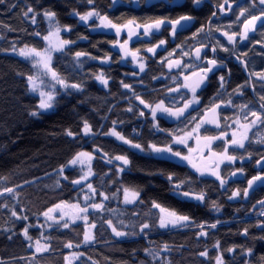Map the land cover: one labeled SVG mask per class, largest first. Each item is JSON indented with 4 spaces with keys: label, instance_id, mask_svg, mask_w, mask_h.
I'll use <instances>...</instances> for the list:
<instances>
[{
    "label": "trees",
    "instance_id": "trees-1",
    "mask_svg": "<svg viewBox=\"0 0 264 264\" xmlns=\"http://www.w3.org/2000/svg\"><path fill=\"white\" fill-rule=\"evenodd\" d=\"M29 7L33 12L25 16ZM160 8H146L145 0H5L0 4V264H66L71 252L83 253L75 264H216L218 255L223 264H264V209L254 207L260 192L247 201L242 197L249 176L241 184L231 183L227 179L236 168L228 165L220 173L226 182L221 185L219 180L203 176L185 164L141 154L104 134L115 130L144 150L155 145L185 152L174 141L197 124L200 113L185 114L176 121L163 117L154 120L140 100L150 106L162 102L178 110L182 100L170 92L178 77L168 71V65L170 61L190 63L194 52L189 44L191 35L180 34L174 40L160 33L130 42L129 49L145 61V69L139 74L124 63L116 50L115 32H93L96 22L89 26L80 22V15L96 12L117 26L129 25V21L144 26L162 17ZM49 10L56 13L52 22L44 15ZM172 11L168 15L190 12L189 3ZM195 16L196 24L206 22L210 16L208 5ZM57 26L64 31L62 39L71 43L54 55L52 67L66 82L80 84L81 89L68 88L58 95L53 111L34 117L30 112L36 110L39 97L31 91L27 77L35 74V68L14 53L25 45L43 50L46 44L42 36ZM65 27L71 30H63ZM238 27H234L235 31ZM123 40L126 39L122 37L120 41ZM221 44L223 49H229ZM246 45L247 50L240 54L251 50L249 72L264 73V29L249 37ZM76 52L86 55L77 60ZM101 73L108 80L107 86L95 78ZM235 75L242 79V73L237 71ZM205 94L204 99H208ZM256 96L264 103L261 88ZM84 121L98 134L83 135ZM67 130L76 133L75 138L66 135ZM249 147H257L244 152L253 161L251 164L264 156L257 142H250ZM79 152L94 155L93 176L86 184L72 183L80 179L82 171L68 168ZM120 155L129 160L123 171L105 161ZM177 184L181 185L180 192L187 191L191 196L203 193L204 199L181 197ZM7 188L14 191L8 193ZM124 189L139 193L135 203H125ZM237 190L239 200L233 197ZM85 197H89L87 202ZM62 202L84 203L83 206L101 203L103 208L89 213L88 223H68L65 228V222L52 223L43 217L49 208ZM153 202L189 216L190 221L175 229L160 228V209L152 207ZM13 210L27 220L14 217ZM109 220L128 235L117 237ZM93 223L94 240L85 244L84 233ZM144 223L150 227L141 232ZM211 224L216 227H209ZM25 226H30L33 242L22 235ZM202 230L207 236L200 235ZM35 240L48 245L49 250L37 253ZM217 242L219 248L215 246ZM69 243L71 248L65 246ZM165 245L168 251L162 250ZM204 251L207 257L199 255Z\"/></svg>",
    "mask_w": 264,
    "mask_h": 264
},
{
    "label": "flooded vegetation",
    "instance_id": "flooded-vegetation-1",
    "mask_svg": "<svg viewBox=\"0 0 264 264\" xmlns=\"http://www.w3.org/2000/svg\"><path fill=\"white\" fill-rule=\"evenodd\" d=\"M168 1L171 3L172 0ZM187 3H189L190 12L168 15V12H174L172 11V9L179 8L180 6L186 5ZM253 3L254 0H248V2L245 0H228V3H225V0H201L199 4H196L195 0H184V2H181L174 7L163 2L151 6L158 8L161 7L159 10H161L160 12L162 14V17H156L155 20L163 19L165 21H175L184 15L191 16L193 18L191 19V25L189 28H185L179 31L178 27L175 26V32H173V26L170 28L166 27L156 34L167 33L171 36V39L174 40L180 34L191 35V39L189 40L190 42L188 41L189 44H191L194 48L191 61L189 64H187L182 60L180 61L178 66L174 64L175 67H173L172 69L175 70L172 71H174L173 75L178 77V81L176 86H172L173 88H171L170 92L174 96H179L182 100L181 104H179L180 107H177V109L183 108L186 103L192 101L195 97V99L198 100V103H192L187 108L186 114L194 116L200 113L198 120L205 114V112L212 109L214 106H224V109L219 111V121L221 124L220 130H212L204 127L201 128V132L206 131V134L208 136H216L219 133L223 132L231 122L244 125L246 123H249L251 120H254L255 117H252L249 114V110L256 111L258 114L264 113V109L261 108L262 102L258 101L256 96V93L260 88L262 89V93L264 92V80L260 79L257 75L250 73L248 70V59L251 58V50L246 52L247 55L240 54L242 50H247L246 44L249 37L264 29L263 25L256 31L248 34L247 39L241 40L240 34L242 33V26L244 24V21L251 18V16H248V13L251 15H259L261 10L264 9V5H260L258 0L255 1V6H253ZM205 5H208L210 10L209 19L206 22L202 21L196 24L195 15ZM242 9H247V11L244 12V15H240ZM237 25L239 26L238 31H235L234 27H237ZM224 33H227L228 35L235 34L234 42L230 43L228 40V35H224ZM193 42H195V44ZM222 42L226 45V47L229 48L227 51L223 49L224 46L221 44ZM221 45L223 46L222 48H220ZM197 49H199V54H197ZM220 50H222V52ZM210 60H215L216 65L213 66L212 64H209L208 61ZM239 61L246 64L247 70L250 74L249 77L245 74L244 68L241 64H239ZM205 69H211V71L206 72L204 71ZM237 71L242 73L241 80L240 78L238 79V77L236 78L235 74ZM196 72L200 73L199 81L201 80V77H204L203 81L199 83L198 87H196L195 83H188L185 79V77L189 78ZM221 77H223V80H221ZM237 83H240L238 87ZM185 84H187L188 87H184L183 85ZM193 88H195V92H193ZM205 92L208 93V99H204V96L206 95ZM243 105H248V108H243ZM246 114L248 116L247 120L245 119ZM245 131L246 129L244 128V131H241V134ZM247 134L250 139L249 141H245L244 149H231L230 144L227 143L226 140H224L222 144L219 143L218 146H222L220 149L218 148V146V150L214 149L217 152H221L227 149L228 153L231 155H236V153H238V160L236 159L232 163L230 161H226L228 162V164L230 163V165H234L236 168L233 170V173H235V175L231 173L227 180L231 183L235 181L241 184L249 176L245 184V188L248 181L252 177L257 175L264 176V169H256V163L260 159L264 158V156H261L257 161L251 164L250 162L252 160L250 156L246 158L244 155V152H246L247 149L250 148V142L255 145L256 141L264 137V124H260L258 122L256 126L252 127L251 130H248ZM239 136L240 134H238L237 137ZM254 136L255 140L253 139ZM256 136L260 138L256 139ZM231 139L232 138H229L228 140L231 141ZM258 144L262 146L261 149L264 153V143ZM178 147L184 149L185 154L183 153V155L186 156V149L182 146ZM250 149H257V147H252ZM200 154L206 155V152L203 153V151L197 148L193 149L190 154L187 155L193 160L200 157L201 160L197 161L196 163L202 164L206 159H208V157H204ZM210 166L214 167V163H211ZM245 188L243 189V191L245 190ZM258 192H260V194H256ZM263 193L264 188H259L255 192H253L248 200L256 194V196H260V198L258 199L259 201H261L264 199ZM240 196L241 194L236 196L238 200L240 199Z\"/></svg>",
    "mask_w": 264,
    "mask_h": 264
},
{
    "label": "snow or ice",
    "instance_id": "snow-or-ice-1",
    "mask_svg": "<svg viewBox=\"0 0 264 264\" xmlns=\"http://www.w3.org/2000/svg\"><path fill=\"white\" fill-rule=\"evenodd\" d=\"M5 2V0H0V4H3ZM89 2L91 3L92 0H89ZM201 2V0H195L196 4H199ZM260 5H264V0H258ZM225 3H228V0H225ZM14 6V5H13ZM253 6H255V0L253 3ZM247 11V9H242L240 15H244V12ZM33 12V9L31 7H29L27 9V12L24 13L25 16L28 15V13ZM77 15H79L78 13H76ZM45 17L52 22L53 20H55L56 17V13L53 11H46L44 13ZM92 16H99V13L96 12H88L84 15H80V20L87 22L89 20L90 17ZM262 18H264V9L261 10L259 15H252L250 19H247L244 21V31L240 34L241 40L247 39L248 38V32L253 31L255 29V25L257 21H262V23H264V20H262ZM100 19L102 21H107V23L105 24L106 27H112L116 29L117 35H119L120 30H121V26H117L116 24H113L110 20H108V17L103 16L100 17ZM191 19H193L191 16H181L179 19L172 21L169 20L167 21L168 23L173 25V32H175V25L179 24L181 21H190ZM33 22H35V18L33 17ZM134 21H129L128 24H133ZM165 20L163 19H158L155 20L154 22L150 23V24H146L144 25L145 28V34L148 33L149 29L152 28H156L158 29L160 27V25L164 24ZM123 27H127V25H124ZM137 27H139V25H137ZM63 30L65 31H70L71 29L68 27H65ZM61 28L59 26H57L55 28V31H49L47 35L42 36V39L44 41L47 42V47H45L42 51L38 50L35 47H28L27 45H25L24 48H21L19 50V55L28 58V59H32L33 61V67L34 68H38L40 70L38 75H28L27 80L29 85L31 86V91L32 92H38L39 94V103L36 106V110H33L30 112L31 116L34 117H39L42 113L47 112L52 110L55 106H56V96L58 95L57 91L54 88H51V90H41L39 88V86L37 85V80H41V83H43V80L41 79V77H47L50 76L51 80L55 82V84H59L60 86H62L63 88H72V89H76V90H80L81 89V85L77 84V83H68L66 82V80L64 78H62L52 67V52L53 51H59V52H63L64 51V46L68 45L69 43H71L69 40L66 39H61L60 38V33ZM37 35H39V33H37ZM224 35H228L227 33H224ZM228 40L230 43L234 42L235 40V34L233 35H228ZM161 44L164 43V41H160ZM264 46V45H262ZM121 47H123V45H121ZM225 51H227V49H224ZM149 51H154V49H149ZM197 54H199V49H197ZM86 55L83 52H76L75 53V57L77 58V60H79V58L81 56ZM134 55V54H133ZM245 55H247V53H245ZM177 66L179 65L180 61H175L174 62ZM209 64H212L213 66L216 65V61L215 60H210L208 61ZM140 71H144V65L140 64ZM204 71H211V69H205ZM254 75H257L260 79L264 80V74L261 73H254ZM97 80H99L102 84H104L105 86H107L108 84V80L105 79L103 73L97 75L95 77ZM185 79H189L188 77H185ZM204 77H201V80L197 82L196 87L199 86V83H201L203 81ZM221 80H223V77H221ZM125 88H130V85L124 84L123 85ZM184 87H188L187 84L183 85ZM48 87V86H46ZM193 92H195V88L192 89ZM137 99H139V97H137ZM260 99L262 101H264V96H261ZM140 103L144 105L145 108H150L151 109V114L153 119H156V113L157 111H161V112H165L168 113L169 115H173V116H179V115H183L185 109H187L192 103H198V100L195 99V97L193 98L192 101H189L188 103H186L184 105L183 108L178 109L176 112H172L169 108L164 107L163 103H158L155 105V107H151L148 103H146L144 100H140ZM243 108H248V105H243ZM261 108L264 109V103L261 104ZM132 109L129 108L128 111H131ZM211 111H215V109H211ZM249 114L252 117H255L254 120H251L249 123H246L244 125H242L243 128L246 129L245 132H243L239 137H237V134L235 132H233V138L231 139V141H229L228 143L231 146H235L241 149L245 148V141H249V136H248V130H251L252 127L256 126L257 123L259 122L260 124H264V113L258 114L256 111H251L249 110ZM140 115L143 116L144 113L141 111ZM248 116L246 114L245 119L247 120ZM115 123V122H114ZM200 125H197V128H199ZM160 130V129H158ZM82 132L83 135L85 136H94L97 135L98 133H93L91 125L87 122L84 121L83 122V127H82ZM105 135H112L115 136L117 139L121 140L123 143L125 144H130L131 147L133 148H137L141 151H143L144 149L142 148V146L138 143H132L130 140L126 139L124 136H122L119 132L113 130L110 133H104ZM66 135L71 136L73 138H75V136L77 135L76 133H73L71 130H67L66 131ZM190 135V133H189ZM217 137H204L205 140L211 141L216 139ZM222 138V137H220ZM258 143H264V137H262L261 139H259L258 141H256ZM176 143H184L183 139L177 138L176 139ZM150 147L152 148V150L154 152L157 153H162V152H171L172 156H176L179 157L181 160H187L190 164H192V166L194 168H196V170L198 172H200L201 175H204L205 172H208L211 175H214L218 180H220L221 185H223L225 183V181L223 179H221V176L218 172L219 169V162L215 163V166H208V167H198L196 164H194L192 162V160L188 157V156H182L181 153L179 151H173L170 147H165V148H159L156 147L155 145H150ZM208 150L211 152V147L208 146ZM97 151H99V149H97ZM191 151V149H190ZM106 155V154H105ZM212 155L217 156L219 158L220 161L223 160H227L230 162H233L237 159L236 155H231L228 153L227 149H225L224 151L220 152V153H215L213 152ZM83 157H87V161L90 162L92 159H94V157L87 152H79L76 154V156L70 161V163L72 165H75L77 163L84 165L86 163V161L84 159H82ZM114 159L121 161L124 165H127L129 163V160L127 159L126 156L120 155V156H115ZM108 163L112 162V158H110L108 161ZM259 163V162H258ZM61 171H63V169H61ZM121 171H123V169H121ZM242 171V169H241ZM91 172V166L89 163V173ZM233 175H235V173H233ZM87 176V173L85 174V177ZM83 179V178H82ZM169 179L171 180V176H169ZM257 181H260L262 183H264V176H254L252 177V179H250L248 181V187L252 188L253 184ZM81 181L80 180H74L72 181V183L75 184H79ZM26 183H28L26 181ZM89 189L92 188V185L89 184L88 185ZM178 195H182L184 197H188L190 195L189 192L184 191V192H180L179 189L181 187V185L177 184L175 185ZM6 192L8 193H12L14 191V189L12 188H7L5 189ZM124 194H125V203H132L134 202V200L138 197L139 193L135 192V191H131L129 189H124ZM244 196L247 197L248 195V190L245 189L244 190ZM0 195H2V193H0ZM102 195V194H101ZM239 195V190H237L236 192L233 193V197L238 196ZM129 196L132 197V199H129ZM197 200H203L204 199V194L201 193L199 195H196L194 197ZM232 197H230L231 199ZM89 199V197H85V201L87 202V200ZM105 199H107V197H105ZM261 204H264V201H260ZM215 206V205H214ZM63 207H71L73 209L76 210V213L74 216H72L73 222L76 219H83L85 222L88 221V211H89V207L88 206H84L81 207L79 204H69V205H65L63 202L60 204L55 205L54 208H49L46 212L43 213V215L45 217H47L49 220L54 219L53 216L50 215V213H53L56 209H61ZM91 208L93 209H102L103 208V204H97V203H93L90 205ZM152 207L154 208H159L161 215L158 218L159 221V227L162 229H166L169 226L171 227H176L178 225L181 224H185L187 222L190 221V217L187 215H183V214H179L174 210H169L167 208L162 207L160 204L153 202ZM80 213H83L84 215H79ZM12 215L14 217H16L17 219H23V220H27L26 216H19L17 215L16 211H12ZM67 215V213L61 212L60 214V218L63 219L64 216ZM109 227L112 228L113 233L117 236V237H123L128 235L127 233L123 232V231H118L115 227L112 226V222L111 220L107 221ZM29 227L30 226H25L23 228L22 231V235L24 236V238L27 241L33 242V237L31 235H29ZM63 227L67 228L69 227V224L67 222H65L63 224ZM96 225L95 223L91 224L89 226V228H95ZM150 227V225L148 223H144L141 226L140 231L143 232L144 229H148ZM199 227L201 229L204 228V225H199ZM209 227L211 228H215L216 224H211L209 225ZM245 234H247V230H245ZM200 235L203 236H207V232L205 231H201ZM261 239H264V237H261ZM94 240V235L91 233L90 230H86L84 233V243H90ZM35 244V250L37 253L42 252V251H48L49 250V246L46 244H42L40 240H35L34 241ZM29 247H33V243H29L28 245ZM66 247L71 248L73 245L71 243L66 244ZM79 246V245H77ZM217 248H219V242H217V244L215 245ZM163 251H168V246L165 245L162 249ZM228 251H233V249H228ZM252 250L248 249L247 250V254L251 255ZM146 254L147 250H146ZM80 255H83V253H80ZM199 255L207 257L208 253L207 251L201 252L199 253ZM216 260V264H223V259L221 256H217L215 258Z\"/></svg>",
    "mask_w": 264,
    "mask_h": 264
},
{
    "label": "rangeland",
    "instance_id": "rangeland-1",
    "mask_svg": "<svg viewBox=\"0 0 264 264\" xmlns=\"http://www.w3.org/2000/svg\"><path fill=\"white\" fill-rule=\"evenodd\" d=\"M80 22H81V24L87 25V26H89L93 22H96L97 23V28L96 29H93V32H102V33L105 32V33H107V32L113 31L117 35V32H116L115 28L106 27L105 24L107 22L106 21H102L99 16H92V17L89 18V20L87 22H84V21H81V20H80ZM53 31H55V29ZM63 32L64 31L61 30L60 33H59L61 39H62L61 36H62ZM117 36H118V42H117V44H116L115 47H116V50L121 54V56H122V58L124 60V63H127L128 65H130V67L134 71H136L137 73H139V74L142 73L143 71H140L139 65L140 64H143L144 65V69H145V61H144V58L138 52L131 51L129 49V46H130V42H133L136 39L141 40V39L147 38L149 36L148 33L145 34V28H144V26L137 27V25L129 24V25H127V27H121L120 33ZM122 37H124V39H126V40L125 41L124 40L123 41H120V40H122ZM45 44H46L45 47H47V42L46 41H45ZM121 45H123V47H121ZM66 46H64V48ZM56 53H59V51H53L52 52V60H53V57H54V55ZM14 55H16L19 58H22V59L30 62L33 65L32 59H28V58H25V57L19 55V51H16L14 53ZM174 62L175 61H170L169 62V65H168V69L169 70L168 71H170V70L172 71L173 70L172 68L175 67L174 66V64H175ZM107 63H105V64H107ZM39 72H40V70L38 68H35V74L34 75H38ZM41 79L43 80V83H41V80H37V85L39 86V88L41 90L47 91V90H51V88H54L57 91L58 95H59L60 93H63V92H65L68 89V88L67 89L66 88H63L59 84H55V82L51 80V77L50 76L41 77ZM102 85H104V84H102ZM46 86H48V87H46ZM30 89H31V86H30ZM73 90H75V89H73ZM33 94H35V95H37L39 97L38 92H33ZM58 95L56 96V99L58 98ZM163 105H164V107H166L165 104H163ZM151 107H155V106H151ZM166 108H168V107H166ZM147 109L151 113V109L150 108H147ZM53 110H54V108L52 110H50V111H47V112H51ZM170 110L172 112H176V111H174L172 109H170ZM186 110L187 109H185L183 115H179V116L169 115L168 113L161 112V111L158 110L157 113H156V118H158V117H164V118H166L168 120L176 121V120H178V119H180V118H182V117L185 116V114L187 113ZM151 116H152V114H151ZM197 125L198 124H195L194 126H192L190 128V130L188 131V133H186L184 136L180 137V139H183L184 143H176V141H174V143H175V145L184 147L186 149L188 155L190 154V152L193 149H197V148L200 149L201 151H203V153L206 152V155L200 154V155H203L204 157H208V159H206L205 162L202 163V164H197L196 163L197 161H200L201 160L200 157L199 158H196L194 160L192 158H190V157L189 158L192 160V162L194 164H196L198 167H201V168L208 167V166H210L211 163H214V166H215V163L219 162L218 172L220 174L223 169H225L228 165H230V163L228 164V162H226L227 160H223L222 162H220L219 158L217 156L212 155V153L213 152L220 153V152L215 151V150H218L217 149V146L219 145V143L222 144V142L224 140H226L227 143H228L229 142L228 139L229 138H233V132H235L237 134V136H238V134L241 135V131H244V128L239 123H236L235 124L234 122H231L228 125V127L224 129L223 132L219 133L216 136H208L207 134L201 133V130L202 129H201L200 126H199V128H197ZM189 133H190V135H189ZM110 136H112V135H110ZM112 137L116 138L115 136H112ZM204 137H217V138L214 139V140L208 141V140H205ZM220 137H222V138H220ZM257 138H260V137H257L256 136V139ZM117 140H119V139H117ZM119 141H121V140H119ZM126 145L130 146L129 144H126ZM208 146L211 147V150H212L211 151V154H210V151L208 150ZM131 148L134 149L135 151L141 153V154H148V155H151V156H154V157H157V158L160 157V158H163V159H169V160H173L175 162H179V163L186 164L187 166L191 167L196 172H198L196 170V168H194L192 166V164H190L187 160H181L179 157L172 156L171 155V152L157 153V152H154L151 147L149 149L143 150V151H141V150H139L137 148H133V147H131ZM190 149H191V151H190ZM187 154H186V156H188ZM181 155L182 156H185L183 154H181ZM92 156L94 157V155H92ZM82 159H84L86 161V163L84 165H81L79 163H77L75 165H72L70 163L68 168H74V167L75 168L76 167L79 168L82 171V175H81V177L79 179L81 181L80 183L86 184V183H88L91 180V178L93 176L92 162H93L94 159H92L90 162L87 161V157H83ZM108 160H109L108 158H105L106 163H108L107 162ZM89 163H90V166H91V172L90 173H89ZM108 164L117 165V168L119 170H121V169H123V168H125L127 166V165H124L121 161L116 160V159L112 160V162L111 163H108ZM86 173H87V176L85 177V174ZM198 173H200V172H198ZM204 175H207V176H210L212 178L217 179L214 175H211L208 172H205ZM225 184H226V182L223 185H225ZM181 197L186 198V199H189V200L200 201V200L195 199L194 198L195 196H191V195H189L188 197H184V196H181ZM129 199H132V197L129 196ZM136 200H137V198L134 200V202H132L130 204L135 203ZM64 204L65 205H69V204H66V203H64ZM76 204H78V203H76ZM85 204H86L85 206H88L89 207V211H88L87 215H89V213H92L93 211L97 210V209L91 208L90 207L91 204H88V203H85ZM79 205L81 207H84L83 206L84 203H83V205L82 204H79ZM61 212L67 213V215H65L63 219L60 218ZM75 214H77L75 209H73L71 207H63L61 209H56L53 213H50V215L53 216L54 219L49 220L47 217H45V216H43V217L46 220L52 221V223H56V222H58V223H60V222H67V223H69L71 225L78 224V223H84V224L88 223V221L85 222L83 219H76L73 222L72 216H74ZM160 214H161V212H160ZM79 215L82 216L84 214L83 213H80ZM182 225H184V224L178 225L176 227L169 226L165 230H167V229H175V228H178V227H180ZM87 230H90L91 233H92V228H89L88 227ZM80 256H81L80 253L71 252L67 256V260H66L67 262H66V264H75L76 262H78Z\"/></svg>",
    "mask_w": 264,
    "mask_h": 264
},
{
    "label": "water",
    "instance_id": "water-1",
    "mask_svg": "<svg viewBox=\"0 0 264 264\" xmlns=\"http://www.w3.org/2000/svg\"><path fill=\"white\" fill-rule=\"evenodd\" d=\"M165 3V4H169L170 6L174 7V6H177L179 3L181 2H184V0H172L171 3L168 1V0H145V7L146 8H149L157 3ZM231 8V7H230ZM262 20H264V18H262ZM191 25V20L190 21H181L179 24L175 25L178 27V30L181 31L185 28H189ZM244 25V24H243ZM264 25V23H262V21H257L256 22V25H255V29L253 31H250L248 32V34H250L251 32H254L256 31L259 27H262ZM173 25L168 23L167 21H165L164 24L160 25V27L158 29L156 28H152V29H149L148 30V33L151 35V34H156L157 32H159L160 30H163L164 28L166 27H172ZM244 31V27L242 26V32ZM239 64H241L244 68V71H245V74L249 77L250 74L247 70V66L245 63L243 62H240L239 61ZM199 78H200V73H195L193 75H191L189 77V79H187L186 81L188 83H195L197 84V82L199 81ZM212 109H215V111H211L208 110L207 112H205V114L199 119V125H201L202 127L204 128H208V129H212V130H220L221 129V124H220V121H219V111L224 109V106L223 105H216L214 106ZM230 148L231 149H236L238 147H235V146H231L230 145ZM259 162V163H258ZM256 163V169L257 170H262L264 169V158L260 159ZM252 179V178H251ZM259 188H264V183L260 182V181H257L253 184V187L252 188H249L248 187V183H247V186L245 189L248 190V195L247 197L244 196L243 194V197L245 200H247L252 194L253 192H255L257 189ZM261 201H264L261 200ZM255 208L256 209H259V208H264V204H261L260 202L257 203L255 205Z\"/></svg>",
    "mask_w": 264,
    "mask_h": 264
}]
</instances>
